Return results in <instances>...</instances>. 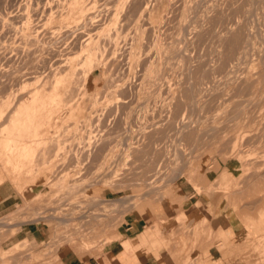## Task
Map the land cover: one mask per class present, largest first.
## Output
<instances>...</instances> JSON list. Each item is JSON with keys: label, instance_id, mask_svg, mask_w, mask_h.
<instances>
[{"label": "rangeland", "instance_id": "rangeland-1", "mask_svg": "<svg viewBox=\"0 0 264 264\" xmlns=\"http://www.w3.org/2000/svg\"><path fill=\"white\" fill-rule=\"evenodd\" d=\"M0 23V144L25 112L40 127L16 138L22 172L0 160V264H62L66 250L102 258L142 205L175 209L173 234L210 238L200 204L176 211L180 185L209 196L264 183V0H0ZM219 161L233 181H208ZM62 196L106 201L102 229L29 239L35 219L59 235L36 211ZM228 262L264 264V237H244Z\"/></svg>", "mask_w": 264, "mask_h": 264}, {"label": "crops", "instance_id": "crops-1", "mask_svg": "<svg viewBox=\"0 0 264 264\" xmlns=\"http://www.w3.org/2000/svg\"><path fill=\"white\" fill-rule=\"evenodd\" d=\"M235 172L231 163L219 161L207 176L208 181L220 183L222 176L229 174L231 182ZM179 196L185 199L182 207L176 209L181 214L201 205L202 215L208 218L204 232L210 233V238L205 233L197 239L194 232L181 230L173 234L164 223L179 216H170L175 209L142 205L124 219L118 239L107 247L102 258H85L66 250L61 252L62 264H230L232 248L241 245L244 237L250 241L264 237V183L259 179L247 184L241 192L229 195L220 191L209 196L198 194L193 186L183 183ZM186 224L193 226L196 219ZM24 227L29 239L37 242L46 239L39 227ZM126 242L131 244L127 248Z\"/></svg>", "mask_w": 264, "mask_h": 264}, {"label": "built area", "instance_id": "built-area-1", "mask_svg": "<svg viewBox=\"0 0 264 264\" xmlns=\"http://www.w3.org/2000/svg\"><path fill=\"white\" fill-rule=\"evenodd\" d=\"M60 199L59 202L56 199H52L51 202L54 203L52 207H45L41 211H36L38 216L46 217L53 221L54 230L59 231V235L56 236L55 239L46 238L41 242L42 244L50 246L54 244H65L69 237L75 232L83 233V236L87 239L91 237V233L93 232L92 223L106 218L103 214L107 211L105 208L109 206L106 201H95L90 203L85 199L84 201L73 202L67 198L64 199L63 196ZM31 219L32 216L30 220ZM37 221L39 220L35 219L24 223L30 222V224H26L25 226H32ZM103 223L104 222L101 221V223H98V226H100V228L103 227Z\"/></svg>", "mask_w": 264, "mask_h": 264}, {"label": "bare ground", "instance_id": "bare-ground-1", "mask_svg": "<svg viewBox=\"0 0 264 264\" xmlns=\"http://www.w3.org/2000/svg\"><path fill=\"white\" fill-rule=\"evenodd\" d=\"M136 2V1H135ZM3 3V2H2ZM162 3V2H161ZM116 4V3H115ZM144 4V3H143ZM15 7V6H14ZM114 7V6H113ZM143 7V6H142ZM84 8V7H83ZM56 9V8H55ZM80 9H81V7H80ZM80 9H78L79 10V12H80ZM153 9V8H152ZM34 10V9H33ZM16 11V10H15ZM83 11V10H82ZM84 11H85V9H84ZM83 11V12H84ZM177 11V10H176ZM120 12V11H119ZM82 13V12H81ZM98 14V13H97ZM19 15V14H18ZM66 15V14H65ZM110 16V15H109ZM173 16V15H172ZM127 20V19H126ZM137 20V19H136ZM25 21V20H24ZM131 21V20H130ZM138 21V20H137ZM37 22H38V20H37ZM45 22V21H44ZM18 23V22H17ZM135 23V22H134ZM1 24V23H0ZM2 26V25H1ZM57 26V25H56ZM150 27V26H149ZM60 28V27H59ZM58 29V28H57ZM13 31V30H12ZM67 35V34H66ZM48 36V35H47ZM157 36V35H156ZM46 37V36H45ZM261 37V36H260ZM32 39V38H31ZM37 39V38H36ZM106 39V38H105ZM115 39V38H114ZM117 39V38H116ZM54 40V39H53ZM104 40V39H103ZM111 41V40H110ZM176 42V41H175ZM174 42V43H175ZM27 45V44H26ZM33 45V44H32ZM108 46V45H107ZM30 47V46H29ZM3 48V47H2ZM20 48V47H19ZM60 50V49H59ZM50 52V51H49ZM33 53V52H32ZM92 53V52H91ZM9 54V53H8ZM34 55V54H33ZM75 55V54H74ZM20 56V55H19ZM100 56V55H99ZM17 57V56H16ZM30 57V56H29ZM87 57V56H86ZM81 58H83V57H81ZM176 58V57H175ZM26 59V58H25ZM171 59V58H170ZM171 60H173V59H171ZM26 63V62H25ZM90 63V62H89ZM165 63V62H164ZM168 63H170V62H168ZM14 64V63H13ZM36 64V63H35ZM45 65V64H44ZM106 65V64H105ZM37 66V65H36ZM42 66V65H41ZM174 66V65H173ZM149 67V66H148ZM96 68V67H95ZM159 70V69H158ZM174 71V70H173ZM60 72V71H59ZM164 72V71H163ZM39 74V73H38ZM55 74V73H54ZM60 74V73H59ZM34 75H36V74H34ZM40 75V74H39ZM45 75V74H44ZM157 75H159V74H157ZM46 78V77H45ZM78 78V77H77ZM158 78V77H157ZM18 80V79H17ZM110 84V83H109ZM52 85V84H51ZM74 85V84H73ZM50 86V85H49ZM171 86V85H170ZM111 87V86H110ZM41 88V87H40ZM39 89V88H38ZM8 90H9V88H8ZM45 91V90H44ZM52 91V90H51ZM38 93V92H37ZM40 94V93H39ZM72 94V93H71ZM38 97V96H37ZM37 97L35 98L34 97V99H32L34 102H35V104H37V101H42V99L40 100H38L37 99ZM74 97V96H73ZM57 98V97H56ZM52 99V98H51ZM54 99H55V97H54ZM44 100V99H43ZM67 101V100H66ZM43 102V101H42ZM41 103V102H40ZM52 103V102H51ZM39 104V103H38ZM24 105V104H23ZM34 105V104H33ZM41 105L42 104H40V106L39 107H41ZM61 105V104H60ZM31 106V105H30ZM35 106V105H34ZM43 106V105H42ZM33 107V106H32ZM31 107V108H32ZM36 107H38L37 105H36ZM38 107V108H39ZM26 108H28V107H26ZM34 108V110H35V107H33ZM32 109H30V111H31ZM39 111H38V113L40 112L41 113V108H39L38 109ZM17 111V110H16ZM36 112V111H35ZM26 113V115L24 116V117H21V119L20 120H15V121H12L11 123H13V124H17V122H19L18 123V125H16V126H12V131L11 132H9L6 136H4L5 138H4V141H3V143L2 144H0V160L1 161H3L4 162V165L5 166H13V171L14 172H19V171H21L22 172V170H23V168H21L19 165H18V163L19 162H17V160H18V158H16V156L17 155H23L24 156V154L26 155V151L27 150H25V148H23V147H20L19 145H18V139H17V141H16V138H17V136L18 135H22V136H24V135H31V134H34L35 136H36V138L39 136V132H38V130L36 131V128H38L39 127V123L37 124V118H36V116L34 115V114H30L29 112L27 113V112H25ZM38 115V114H37ZM41 115H42V113H41ZM17 118V117H16ZM13 119H15V118H13ZM12 119V120H13ZM11 120V119H10ZM39 122V121H38ZM28 124H30V126L28 127ZM48 124V123H47ZM24 126L23 127V129L24 128H29L30 129V131H28V129H21V126ZM41 125H42V123H41ZM40 125V126H41ZM40 128V127H39ZM21 137V136H20ZM20 137H18V138H20ZM24 138V137H23ZM26 139H27V137H25ZM35 138V139H36ZM40 139V138H39ZM38 139V140H39ZM23 140V139H22ZM34 140V139H33ZM42 140V139H41ZM26 141V140H25ZM24 144H25V142H24ZM21 146H23L22 144H21ZM30 146V145H29ZM32 149V148H31ZM30 149V150H31ZM30 150H28V152H30ZM34 151V153H35V149L33 150ZM37 151V150H36ZM27 152V153H28ZM29 155V154H28ZM33 155V154H32ZM36 155V154H35ZM45 155V154H44ZM34 156V155H33ZM46 156H47V154H46ZM121 156V155H120ZM27 158L28 157H30L31 158V155L30 156H26ZM33 158V157H32ZM44 158H46V157H44ZM22 160V159H21ZM44 160V159H43ZM0 161V162H1ZM27 161H28V163L30 162L29 161V159H27ZM41 163V162H40ZM113 163V162H112ZM46 164V163H45ZM50 164V163H49ZM41 165V164H40ZM43 167H45L44 165H43ZM4 168V167H3ZM8 168V167H7ZM21 168V169H20ZM26 168V167H25ZM9 169V168H8ZM4 170V169H3ZM28 170V169H27ZM24 171H25V169H24ZM31 171V170H30ZM5 172V171H4ZM29 172V171H28ZM5 175V174H4ZM21 175V174H20ZM256 175V174H255ZM94 178V177H93ZM1 180V179H0ZM95 181V180H94ZM70 188V187H69ZM68 188V189H69ZM78 190V189H77ZM70 191V190H69ZM78 192V191H77ZM72 193V192H71ZM75 194V193H74Z\"/></svg>", "mask_w": 264, "mask_h": 264}]
</instances>
